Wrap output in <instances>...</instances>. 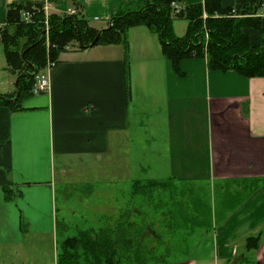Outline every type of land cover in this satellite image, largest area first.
I'll return each instance as SVG.
<instances>
[{
  "label": "crops",
  "instance_id": "1",
  "mask_svg": "<svg viewBox=\"0 0 264 264\" xmlns=\"http://www.w3.org/2000/svg\"><path fill=\"white\" fill-rule=\"evenodd\" d=\"M142 1L0 0V26L9 4L39 3L48 18L67 15L75 3L102 31ZM258 14L264 27V8ZM172 27L182 37L187 22L182 35ZM74 46L38 72L48 79L45 92L15 110L0 103V264H56L57 167L67 175L77 161L101 163L108 173L118 155L126 157L129 184L211 182L244 196L212 232L208 255L175 264H264V77L210 69L205 57L193 56L176 71L145 25L128 28L125 44ZM17 75L0 44V96L16 98ZM258 232V246L247 248L245 237Z\"/></svg>",
  "mask_w": 264,
  "mask_h": 264
},
{
  "label": "trees",
  "instance_id": "2",
  "mask_svg": "<svg viewBox=\"0 0 264 264\" xmlns=\"http://www.w3.org/2000/svg\"><path fill=\"white\" fill-rule=\"evenodd\" d=\"M143 1H149L148 5L124 14H120L122 10L114 14L111 25L102 31L89 26L81 8L74 3V15L48 16L47 36L41 4H9L4 24L0 26V44L7 67L18 74L17 96L14 100L12 96H0V103L17 109L22 99L32 95L35 74L47 62L57 61L58 54L70 43L77 42L81 47L97 43L125 44L127 29L137 25H145L158 35L162 53L176 71L181 59L193 56L205 57L210 69H232L247 78L264 77V27L258 16L264 0H239L234 7H222L221 0H204L185 6H181L180 0ZM173 3L179 6L178 11ZM24 10L32 13L30 22L21 18ZM176 19L187 22L186 33L182 37H177L173 31L172 23ZM250 30L257 32L254 40L250 37ZM205 31L208 35L206 54L202 50ZM7 182L4 184L6 199L11 200L12 191L7 188ZM146 182L149 188L154 189L160 183ZM137 183L133 185L134 194ZM127 221L122 219L115 229L89 228L64 238L56 264H165L162 255H157L140 242L139 234L132 236L127 233ZM259 236L260 232L245 237L246 247L256 248Z\"/></svg>",
  "mask_w": 264,
  "mask_h": 264
},
{
  "label": "rangeland",
  "instance_id": "3",
  "mask_svg": "<svg viewBox=\"0 0 264 264\" xmlns=\"http://www.w3.org/2000/svg\"><path fill=\"white\" fill-rule=\"evenodd\" d=\"M148 2L126 5L120 14L138 10L141 5L147 6ZM263 8L264 1L259 11ZM173 23L176 33L182 35L186 22L176 19ZM205 32L202 50L206 54L208 35ZM255 36L252 31L251 39L254 40ZM73 45L79 46L77 42L69 44L70 47ZM116 160L115 167H107L108 173L101 172L104 170L101 163L83 166L77 161L71 167L78 170L67 175H62L57 167L55 175L62 186L56 192L57 232L54 243L57 242L58 247L64 238L75 236L81 230L115 229L122 219H128L125 224L127 233L132 236L139 234L140 242L157 255H162L165 264L203 257L212 249L211 235L214 229L244 197L241 194L234 197L226 187L211 182L170 179L159 181V187L155 189L149 188L147 180L142 179L129 184L131 173L126 157L118 155ZM136 182L134 194L133 185ZM38 240L47 242L42 237H38ZM241 261L240 258L234 264H247Z\"/></svg>",
  "mask_w": 264,
  "mask_h": 264
},
{
  "label": "built area",
  "instance_id": "4",
  "mask_svg": "<svg viewBox=\"0 0 264 264\" xmlns=\"http://www.w3.org/2000/svg\"><path fill=\"white\" fill-rule=\"evenodd\" d=\"M174 7L176 8V11H178L177 8L179 6H177V4H174ZM75 13H76L75 8H70L68 10L67 14L68 15H74ZM31 16H32V13L30 11H27V10H24L21 13V18L25 22H30L31 21ZM44 24L46 25L44 32L47 34L48 33V20H47V17H45ZM205 33L207 34V31ZM47 89H48V79L45 76H43V75H41L39 73H36L35 74V82H34V85H33V88H32V94H39V93L45 92Z\"/></svg>",
  "mask_w": 264,
  "mask_h": 264
}]
</instances>
